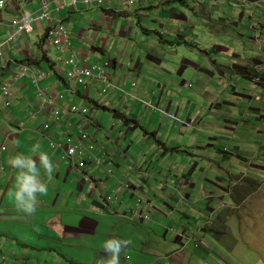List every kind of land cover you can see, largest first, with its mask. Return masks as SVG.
Returning <instances> with one entry per match:
<instances>
[{
	"label": "crops",
	"instance_id": "0c3cea01",
	"mask_svg": "<svg viewBox=\"0 0 264 264\" xmlns=\"http://www.w3.org/2000/svg\"><path fill=\"white\" fill-rule=\"evenodd\" d=\"M200 1L201 6L198 7L205 3L211 4L210 13L213 16L208 22L212 27L210 31L213 37L210 40L188 30V27L194 32L196 29L187 19L189 14L187 16L179 10L181 5L192 10L186 0L161 2L145 10L162 13L161 45L168 42L174 46L175 32L187 29L181 38L186 41L184 46L191 48L192 52L182 59L176 58L183 71L179 70L177 75L168 80L159 67L153 66L152 69L151 66L144 65V58L163 64V61L155 57L157 48L153 44L134 47L138 53L124 56L118 43L124 31L118 26L117 17L120 12L117 9L105 13L102 10H86L84 14H58L55 9L59 0H5L4 6L0 7V39H6L14 32L15 27L11 24L13 18L27 13L32 6L39 9L44 2H48L53 22L54 19H62L68 26L71 44L80 54L83 64L109 62V73L116 76L127 91L123 95L111 91L104 99H100V85L93 84L95 96L88 94L92 85L85 88L81 84H73L69 88L64 72L56 69L57 66H63L67 70L63 60L68 54L45 44L43 39L47 31L46 23L35 22L33 34L22 33L6 45L3 60L6 64H0V157L7 165L0 185V249L14 256L16 264H42L43 261L45 264H97L98 260L108 256L102 246L103 241L108 238L121 241L120 264H188L193 256H197L191 252V244L195 245L193 242L196 236L199 234L204 241L207 232L214 234L211 227L215 226L210 227L211 221L204 225L208 212L212 211V217L221 213V220L232 209L233 200L239 205L255 190V184L252 187L250 179L246 181L248 186L252 184L250 191L245 190L244 185L235 186L232 189L234 194L230 192L229 196H224L221 190L217 193L216 190L207 188V185L214 187V184L206 172V165L203 166V174L199 172L200 160L206 163L210 159L199 154L206 151V148L200 147L194 151V145L179 139L187 131L193 136L205 133L210 138L216 133L215 137L219 141L228 139L230 142L232 137L227 135L231 131L235 132L229 126L231 121H224V125H214L203 117L205 108L208 104L211 108L216 104L219 107L223 103L232 104V99L226 97L231 95L228 91L232 84L239 77L249 80L248 72L252 63L256 64V59L258 62L263 61L262 54L259 55L258 51L257 55L249 51L244 58L239 54V44L236 53L229 50L222 40L223 37L235 39L242 36L237 33L239 29L235 31L234 28L238 23L239 26L242 25L243 18L247 16L245 10L234 15L225 2L230 0ZM142 8L145 6L139 9ZM219 8L222 16L213 14ZM229 12L232 13L229 15ZM250 19L249 22L255 21L252 16ZM200 27L206 25L202 23ZM145 31L149 33L156 30L149 27ZM165 33L170 36L167 40L164 39ZM199 40L206 44H200ZM129 46L127 43V47ZM227 53L232 57L227 64L221 65L220 58ZM24 62L37 69L46 70L47 66L50 68L49 77L41 83L43 87L50 89L51 94H64L62 106L69 107L76 102L94 105L92 123L89 126L92 131L97 132L95 138L103 142L104 148L110 154L114 153L112 176L105 177L104 167H97L92 161H89L91 165L84 172H80L70 161L64 160L60 150L51 147L50 138L41 136L38 130L50 118L48 111L33 120L32 111L37 110L40 100L35 85L30 76L17 81L14 79ZM190 81L193 82L192 88L188 87ZM135 82L137 85L134 87ZM6 83L12 91L9 105L2 95V86ZM221 84L227 87L217 90ZM235 89L233 87L234 91ZM136 96L154 102L162 111L148 108L140 100H136ZM200 98L205 99L197 103L196 100ZM236 109L237 112L240 111L239 103ZM104 117H108L107 124H104ZM199 117H203L202 131L194 130L193 126L182 122L187 118L192 122ZM79 122H83L82 118L74 117V123ZM67 131L69 125L61 123L53 127L51 134L53 138L59 139ZM3 145L7 146L4 151ZM34 146L38 147L34 149ZM218 147L221 148V145ZM41 152L46 153L53 163L50 177L44 175L43 169L39 167ZM18 153L30 156L37 162L40 179L48 189L44 194H37L35 212L32 214L19 209L11 196L20 171L11 164V160ZM195 173L196 179L191 177ZM133 176L135 180L132 179ZM126 178L138 181L140 185H146V179L161 180L160 191L150 188L144 190V193H148L147 199L143 191L135 186V192L145 196L139 212L150 216L149 221L142 218L130 219L135 201L131 193L122 186L124 182L129 183ZM168 185L177 195L175 205L172 206V202H169L166 210L160 206L155 208L153 200H161L160 204L166 207L164 200L171 201L174 197L168 191ZM110 191L118 196L120 203L115 202L108 207L103 195ZM178 208L181 211H177ZM251 208L256 207L252 205ZM174 214H179L178 223L168 221V217ZM199 221H202L200 233L196 232L198 226H195ZM173 225L174 230L171 228ZM191 235L192 239L186 241L184 237ZM169 243L173 244L174 250L171 247L170 253H167Z\"/></svg>",
	"mask_w": 264,
	"mask_h": 264
},
{
	"label": "rangeland",
	"instance_id": "374dc122",
	"mask_svg": "<svg viewBox=\"0 0 264 264\" xmlns=\"http://www.w3.org/2000/svg\"><path fill=\"white\" fill-rule=\"evenodd\" d=\"M174 1L182 2V0H169V2ZM186 1L192 7V10L182 5L179 6V10L184 12L187 16L189 14L187 19L191 26L196 29L194 32L188 27V30L193 34L202 37L205 36L210 40V37H213V33L210 31L212 27L208 22L213 16L212 13H210L211 4L205 3L202 7H198L201 6L200 0ZM225 2L229 6L228 8L233 10L232 12L234 15L240 12V10H245L247 14V16L243 18L242 25L239 26L238 23L234 28L235 31L239 29L237 33L242 36L235 39L223 37L222 40L225 46L229 50L236 51L237 53L236 48L239 44L241 46L239 54H241L242 57L245 58L248 56L249 51L257 55L258 51V54H262L261 56L264 60V0H230ZM111 6L121 12L117 17L118 26L124 33L119 38L118 43L120 45V50L125 53L124 56H132L138 53L134 50V47L140 48V46L153 44L154 48H157L155 57L159 61H163V64L159 65L155 63L153 59L144 58V65L151 66L152 69H154L153 66L159 67L165 73L163 76L167 80L177 75L179 70L183 71L178 66L176 58L182 59L184 56H189L192 49L185 46H171L168 42H164L161 45L160 40H163V38H161L160 34L157 35L154 31L150 32V34L144 32V29L154 27V30L161 33L160 23L163 22L161 11L145 12L147 6L139 9L136 5L126 4L124 0H116ZM232 12H229V15ZM213 14L222 16L220 8L219 10L216 9ZM138 15L143 17L140 19ZM199 15L202 17H199ZM251 16L254 17V22H249V20L251 21ZM236 21L239 22L238 19H236ZM202 23L205 24L206 27H200ZM255 29L257 30L255 31ZM184 31H187V29L183 31L180 30L177 33L175 32L177 41H185V39L181 38L182 35H184ZM163 35L166 40L170 37L168 33ZM187 38L190 39V36H187ZM214 38H216V36ZM198 42L200 44H206L201 40ZM127 43L130 44L129 47H127ZM231 57V54H223V57L220 58V64H227L229 61L228 59ZM124 61L127 60L124 58ZM256 61L258 62V59H256ZM258 63L262 64L263 61L260 60ZM180 65H182V62H180ZM253 66L254 64L252 63L251 68H253ZM46 70L49 71L50 68L47 66ZM263 72L264 67L262 72L249 70L248 75L255 74L258 76L257 78L262 80L264 79ZM150 74L152 75L153 71L150 72ZM90 84L92 85V90L90 89L88 94L95 96V92L93 91L95 89L93 85L95 82L92 81ZM190 87L192 88L193 84ZM222 87L226 88L227 86L221 84L217 90H222ZM233 87L236 88L235 91ZM230 88L228 94L231 95L226 97L229 100L232 99V104L226 105L223 103V105H221L222 109L217 104L214 108H211L208 104L205 108L206 113L204 116L208 122L210 121L214 125L216 123L224 125V121L230 120L231 124H229V126L235 129V132L231 131V133L227 135L232 137L231 141L228 142V139H226V141H219V139L215 137L216 133H214L215 135H213V138H210L205 133H198L193 136L187 131L181 134L179 139H184L186 144L194 145V151L200 147L206 148V151H201L199 154L205 155L210 159L206 163L202 159L200 160L201 166L199 172L202 175L203 166L206 165V172L214 184V187L207 185V188L216 190L217 193L221 190L224 196H229L230 192L232 195L234 194L232 189L235 186L244 185L243 188L250 191V186L252 184L249 186L246 184V181L250 179L253 182L252 187H254L255 184V190L247 195L245 200L239 205L232 199V209L224 217L222 216L221 220H219L221 213H216L210 218V227L215 226L211 227L214 229V234H209L207 232L206 239L204 241L202 240V244L199 243V234L196 236L197 241L193 243L199 244V248H194V245L191 244V252L197 256H193V260L189 261L188 264H264V88L257 87L255 83L244 77H239ZM83 92L84 94L86 93L85 90H83ZM204 99L205 98H200L196 101L200 103ZM222 99L226 100L224 97ZM238 103L240 104V111L237 112L236 105ZM76 104L80 103L76 102ZM152 109L156 111L158 108L152 107ZM209 110H211V113ZM103 119H105L104 124H107L108 117H104ZM202 127H204V124ZM213 129L215 128L213 127ZM101 144L103 145V142H101ZM218 145H221V148H219ZM191 177L196 179V173ZM132 179L135 180V177L133 176ZM132 179L126 178L129 182L128 184H130L133 189L136 188L135 186H138L145 195L148 193L147 191L144 193V190L148 188L155 191L161 190L160 179H158V181L155 179H146V185H140L138 181H133ZM168 191L174 196L172 200H164V203L167 204L166 207L160 204L159 201L161 200H153L155 208L160 206L166 210L169 206V202H172V206L175 205V199L177 200V195L174 193L175 190L173 189V191H171L168 185ZM210 197L212 198L213 196L210 195ZM147 198L148 196L146 195V199ZM152 198L155 199V197ZM106 205L108 207L111 206L107 204V202ZM252 205L256 208H251ZM132 206L135 207L136 202H134ZM177 211H181V209L178 208ZM129 217L133 219L131 215ZM168 221L178 223L179 214L169 216ZM208 221L209 220L205 218L204 225H206ZM201 225L202 221H199L195 226L199 227ZM171 228L174 230V225ZM184 238L186 241L189 240V237ZM171 247L174 250L173 244L169 243L167 253H170ZM193 250H198L202 253L199 254V252ZM42 264H45V261H43Z\"/></svg>",
	"mask_w": 264,
	"mask_h": 264
},
{
	"label": "clouds",
	"instance_id": "9594fccd",
	"mask_svg": "<svg viewBox=\"0 0 264 264\" xmlns=\"http://www.w3.org/2000/svg\"><path fill=\"white\" fill-rule=\"evenodd\" d=\"M0 3V7L4 6L5 0ZM116 0H59V4H57L55 11L60 14L63 12H76V13H82L84 14V11L86 10H102L103 13L114 11L115 8H112L111 4L115 2ZM126 4L128 5H136L138 8L147 6L150 7L151 5L159 4L161 2L167 3L169 0H157L154 3L149 4H134L129 3L127 0H124ZM121 13V12H120ZM119 13V14H120ZM140 16V15H138ZM142 17L140 16V19ZM42 22L47 24V31L45 33L43 41L46 45H48L50 48L56 47L60 49L64 54H68V57L63 60V64L67 66V70L63 69V66H57L56 69L58 71L64 72L65 77L68 80L69 88L73 84H81L82 87L89 88L91 85L90 82L94 81L96 85H100V91L99 96L100 99H104L111 91H117V95H123L124 92H127L125 90V86H122L118 81L117 77L113 76L109 73L110 69V63L107 62L106 64L101 63H92V64H83V61L81 60L80 54H78L77 50L72 46L71 40H70V32L68 30V26L65 25L64 21L62 19L55 20L53 22L52 13L49 9L48 2H44V4L38 9L35 6H32L31 9L27 13H23L22 15L15 17L12 19V26H14V32L11 33V35L6 39H0V64L3 63L4 60V50L6 45L12 40L18 38V35H21L22 33L26 34H33L35 31V22ZM1 23V20H0ZM146 30V29H144ZM146 33V32H145ZM147 34H150L147 33ZM155 34L161 35L162 33H159L155 31ZM174 40V39H173ZM175 41V40H174ZM182 40V44L174 43V46H184L186 45V42ZM264 60L262 64H259L258 62L254 64L253 68L251 70L262 72ZM98 66L100 69H103L105 71L106 78H94V77H84V82H79V79H75L71 77V73L75 72L76 70H80L83 68H90ZM139 71V70H138ZM142 71V70H141ZM264 73V72H263ZM139 74V73H138ZM251 74V73H250ZM49 73L47 70L44 69H37L36 67H33L28 62H24L20 66V70L15 75L14 79L15 81L25 77L30 76L31 81L35 85V88L37 90L38 98H40L39 103H37V110L33 109L32 111V119L35 120L38 118L39 114L48 111V117L49 119L44 121V123L41 126V129H39V133L41 136H44L46 138H50V145L52 148L60 150L61 156L66 161H70L74 167H76L80 172H84L86 168L91 165L89 161H92L93 164H95L97 167H104L105 169V177L106 176H112L113 175V168H114V161H112V155L108 150L104 148V145L101 144L100 141H98L95 137L97 135L96 131H92L90 129L89 123H92V107L94 106L92 103H86V104H76L72 103L69 107L68 105H61L62 100L65 99V96L62 92L58 94H51L50 89L43 87L41 81L45 78L49 77ZM249 80L256 84L258 87L259 83L264 84V79L257 78L258 76L255 74L248 75ZM190 81L188 83V87L193 84V82ZM137 85V82L133 84L135 87ZM7 87L10 91L9 95H4L3 88ZM41 91H44V94H41ZM129 94V93H128ZM2 95L6 99V103L9 105L11 103V95L12 91L10 88V85L8 83L4 84L2 86ZM136 100H140L145 106L148 108L156 107L157 110L162 111L161 108L156 106L154 102L152 101H145V99H140L136 96ZM49 101L54 102L51 104ZM99 102V101H98ZM97 102V103H98ZM95 103V105L97 104ZM73 105H79L88 107L90 110V118L91 121L88 120H82L83 122L74 123V117H79L77 115L68 116L65 113V110L70 109ZM60 110L61 111V119H56V112ZM156 110V111H157ZM211 113V110H209ZM204 117V115H203ZM202 118H196V120H192L187 118L183 123H185L187 126H193L197 131H202V125L203 120ZM68 124L69 125V131L64 136H61L59 139L53 138L51 131L53 127L56 124ZM81 124L87 132L91 135V140L93 143L88 146L85 145L82 149V154H77L74 158H65V151L68 148L69 143V137L70 135L74 134L76 139L79 137V133H77V125ZM88 126V127H86ZM120 127V126H119ZM97 130V129H96ZM196 132V131H195ZM197 133V132H196ZM76 141V140H75ZM93 145V149L91 146ZM38 146H34V149ZM7 146L3 145L2 150H6ZM33 149V150H34ZM4 160L0 157V185L2 184V175L4 174V171L6 170L7 165L3 162ZM11 164L18 168L19 174L17 176V183L14 186V191L11 193V196L14 199V202L16 206L21 209L23 212L32 214L35 212V204H36V197L37 194H44L47 192V185L43 183L40 179V172L37 170V162L32 160L30 156H25L22 153H18L16 156H14L11 160ZM82 164V166H80ZM39 167L43 169V173L46 176H51L53 172V163L49 159L48 155L46 153L41 152L39 154ZM101 183V182H99ZM126 183V182H124ZM123 183V184H124ZM122 184V186H123ZM95 185V184H94ZM124 188V187H123ZM125 189V188H124ZM134 188V201L137 204V196L142 198V203L138 208V213H140L141 206L144 202V196L140 195V192H135ZM110 195H115L118 197L113 191L108 192ZM107 195V194H106ZM106 195H103V200L106 203L105 200ZM117 203H120L119 198ZM114 202V203H115ZM137 206L134 207L132 210H136ZM131 210V212H132ZM143 214V212H142ZM147 215V214H146ZM148 216V215H147ZM138 217H133V219ZM210 218H212V211L209 212L207 219L210 222ZM198 228V229H197ZM196 232H199L201 229V226L197 227ZM173 233V232H172ZM192 239V235L188 238ZM199 243L202 244V238L199 237ZM195 240L194 242H196ZM103 249L105 253L108 254L107 258H103L101 260L97 261V264H120V257L119 253L121 251V241L116 238H108L103 241ZM196 246V247H195ZM204 246V245H203ZM195 248H199V244L194 245ZM205 247V246H204ZM205 249V248H203ZM9 262H12L13 264H16V260L14 256L9 255L6 252H3L2 249H0V264H8Z\"/></svg>",
	"mask_w": 264,
	"mask_h": 264
},
{
	"label": "built area",
	"instance_id": "2783aa9c",
	"mask_svg": "<svg viewBox=\"0 0 264 264\" xmlns=\"http://www.w3.org/2000/svg\"><path fill=\"white\" fill-rule=\"evenodd\" d=\"M157 0H127V2L129 3H134V4H149V3H154ZM3 1H0V3H2ZM72 78L75 79H79V82L83 83L84 82V77H94V78H106L105 76V71L103 69H100L98 66H94V67H88V68H83L80 70H76L75 72L70 74ZM3 93L4 95H9L10 91L7 87L3 88ZM41 94H44V91H41ZM51 104H53L54 102L49 101ZM66 115L68 116H73V115H77L80 116L82 118V120H88L91 121L90 118V110L88 107H82L79 105H73L70 109L65 110ZM61 111L58 110L56 112V119H61ZM77 133H79V137L76 139V137H74L75 135L72 134L69 137V143H68V148L65 151V158H74L77 154H82V149L84 148L85 145L90 146L93 141L91 140V135L89 132H87V130H85L83 128V126L81 124L77 125ZM76 140V141H75ZM91 148L93 149V145L91 146ZM80 166H82V164H80ZM123 187L125 188L126 191H128L129 193H131L132 195H134V189L132 188V186L128 183H124ZM118 197H116L115 195H110L107 194L105 197V200L107 201V204L112 205L115 201H117ZM142 203V198L137 196V209L136 210H132L131 212V217L133 218L138 217V218H142L145 221H149L150 217L147 216L146 214H142L141 212L138 213V208Z\"/></svg>",
	"mask_w": 264,
	"mask_h": 264
},
{
	"label": "trees",
	"instance_id": "16d2710c",
	"mask_svg": "<svg viewBox=\"0 0 264 264\" xmlns=\"http://www.w3.org/2000/svg\"><path fill=\"white\" fill-rule=\"evenodd\" d=\"M144 32H146V31L144 30ZM146 33H148V32H146ZM169 41H170V40H169ZM174 43L182 44V42L177 41V39H175ZM258 87L264 88V84H263V83H259V84H258Z\"/></svg>",
	"mask_w": 264,
	"mask_h": 264
}]
</instances>
